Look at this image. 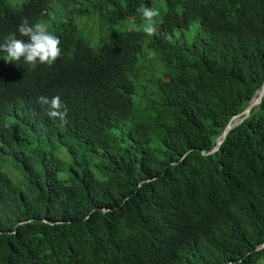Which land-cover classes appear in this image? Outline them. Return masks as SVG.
<instances>
[{"label":"trees","instance_id":"16d2710c","mask_svg":"<svg viewBox=\"0 0 264 264\" xmlns=\"http://www.w3.org/2000/svg\"><path fill=\"white\" fill-rule=\"evenodd\" d=\"M19 1L0 0V42L65 22L54 63L0 52V264H264V97L202 155L264 86V0H163L152 35L137 9L156 0Z\"/></svg>","mask_w":264,"mask_h":264},{"label":"clouds","instance_id":"9594fccd","mask_svg":"<svg viewBox=\"0 0 264 264\" xmlns=\"http://www.w3.org/2000/svg\"><path fill=\"white\" fill-rule=\"evenodd\" d=\"M137 12L145 21V33L154 34V18L159 16V11L142 5ZM17 32L22 37H27L28 42L17 39L15 34H10L3 42H0V52L5 54L6 63L17 64L23 61L35 69L38 65L54 63L61 57V40L59 36L50 32L44 23L30 24L28 18L23 17L17 27ZM37 103L42 107L47 106L46 114L50 118L59 119L62 125L67 122V107L59 95L51 98L41 95L37 98Z\"/></svg>","mask_w":264,"mask_h":264},{"label":"rangeland","instance_id":"374dc122","mask_svg":"<svg viewBox=\"0 0 264 264\" xmlns=\"http://www.w3.org/2000/svg\"><path fill=\"white\" fill-rule=\"evenodd\" d=\"M22 2H23V0H20L18 2V4L21 5ZM153 8L159 11V16L155 17L154 20L160 21L163 14L165 12H167V7H166L164 1L163 0H156L154 2ZM178 11H179V9H178ZM95 18L96 17L94 16V18H92V19L83 18V19L78 21L80 29H84V26H87V30L85 31L86 33L83 32L85 36L91 35L92 37H94V36L98 37V35L100 34L99 21L97 19L95 20ZM64 22H65V20L62 16V13L58 14L56 11H53L51 13L49 20H47V23H45V25L48 27L49 31L53 33L55 28L60 27ZM141 24H142V22L137 24L136 21H134V18H131L125 24H122L121 26L115 27V29L118 31H121V32H125V31H129V30H134V29L140 27ZM198 26H199L198 22L194 23V25L191 27V29L189 30V32L185 36L186 40H189L190 42L192 41V38L194 37ZM96 43H97V39H93L92 44L94 46H96ZM62 153L65 154L63 151H62ZM13 168L14 167L10 163H6L3 167V171L6 174H8L15 182H18L16 180L18 178V174Z\"/></svg>","mask_w":264,"mask_h":264},{"label":"water","instance_id":"95a60500","mask_svg":"<svg viewBox=\"0 0 264 264\" xmlns=\"http://www.w3.org/2000/svg\"><path fill=\"white\" fill-rule=\"evenodd\" d=\"M264 97V86L262 87V89L257 93V97L254 98L250 105L248 106V108L241 113L238 116H235L230 123L228 124V126L225 128V130L223 131L222 135L219 137V139L217 140V146L211 151V152H203L202 155L204 156H210V155H214L216 152L219 151L221 145L224 143V141L226 140V138L228 137L229 133L236 128L237 126H239L241 123H243L246 119H248L250 117L251 111L254 108H258V106L261 104L262 98ZM264 249V245L261 246L259 248V250Z\"/></svg>","mask_w":264,"mask_h":264}]
</instances>
